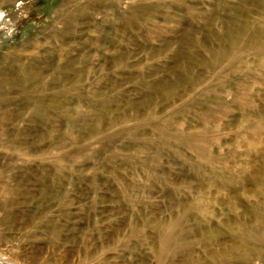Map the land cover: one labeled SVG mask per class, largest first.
Segmentation results:
<instances>
[{
    "label": "rangeland",
    "instance_id": "1",
    "mask_svg": "<svg viewBox=\"0 0 264 264\" xmlns=\"http://www.w3.org/2000/svg\"><path fill=\"white\" fill-rule=\"evenodd\" d=\"M0 264H264V0H0Z\"/></svg>",
    "mask_w": 264,
    "mask_h": 264
}]
</instances>
